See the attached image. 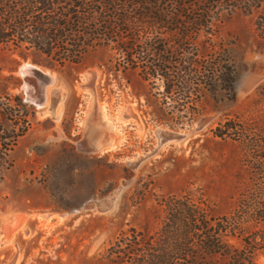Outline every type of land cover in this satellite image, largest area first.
<instances>
[{"label": "rangeland", "instance_id": "1", "mask_svg": "<svg viewBox=\"0 0 264 264\" xmlns=\"http://www.w3.org/2000/svg\"><path fill=\"white\" fill-rule=\"evenodd\" d=\"M147 12L167 18L180 9L166 0ZM210 15L207 27L189 36L155 24L156 36L139 37L172 47L173 38H184L199 56L214 52L231 64V88L216 82L200 89L194 105L193 94L178 101L192 112L178 125L156 120L160 110L168 118L179 113L162 104L161 81H144L139 68L116 70L108 61L114 50L96 48L78 63L49 67L0 45V95H18L33 110L28 130L8 151L10 165L0 168V264H124L123 253L110 248L131 230L154 233L165 214L162 199L188 194L215 216L237 207L248 184L243 144L264 140V29L257 24L264 23V7ZM25 61L53 75L47 95L61 94L57 109L28 99L18 71ZM227 118L239 135L214 136ZM106 137L117 144L92 150ZM258 228L264 231V222ZM228 242L242 247L239 238ZM205 260L227 264L220 254ZM252 261L264 264V249Z\"/></svg>", "mask_w": 264, "mask_h": 264}, {"label": "trees", "instance_id": "2", "mask_svg": "<svg viewBox=\"0 0 264 264\" xmlns=\"http://www.w3.org/2000/svg\"><path fill=\"white\" fill-rule=\"evenodd\" d=\"M162 1L166 0H0V45L49 67L78 63L96 48L114 50L108 61H115L116 70L139 68L144 81H161L162 104L168 103L179 113L168 118L160 110L156 120L182 124L192 112L179 107L178 101L193 94L194 105L200 89L216 82L231 88V64L214 52L208 59L199 56L193 46H185L184 38H173L176 46L172 47L159 38L139 37L156 36L158 32L151 28L155 24L181 28V36H189L192 29L207 27L210 12L233 8L251 12L264 7V0H171L179 13L167 18L148 14ZM257 24L264 29V23ZM29 114L33 110L20 96L0 95L1 169L10 165L8 151L28 130ZM239 130L227 118L213 134L234 139ZM243 145L248 150L244 158L248 184L231 213L209 214L202 201L188 194L168 196L161 200L165 214L154 233L131 230L130 238L123 233L110 253L122 252L124 264H205V256L211 254L226 257L227 264H254L252 255L264 249V231L258 228L264 222V140L248 138ZM229 237L239 238L242 247L232 248Z\"/></svg>", "mask_w": 264, "mask_h": 264}, {"label": "water", "instance_id": "3", "mask_svg": "<svg viewBox=\"0 0 264 264\" xmlns=\"http://www.w3.org/2000/svg\"><path fill=\"white\" fill-rule=\"evenodd\" d=\"M28 62V61H25ZM18 69L22 72L23 82L29 86L31 93L29 100L37 107H43L49 103L51 109H55L61 99V94L57 93L55 97H48L47 88L54 83V77L48 71L41 69L34 62H28V65H19ZM94 145L92 150H94Z\"/></svg>", "mask_w": 264, "mask_h": 264}, {"label": "bare ground", "instance_id": "4", "mask_svg": "<svg viewBox=\"0 0 264 264\" xmlns=\"http://www.w3.org/2000/svg\"><path fill=\"white\" fill-rule=\"evenodd\" d=\"M23 66L28 65V62H23L22 63ZM20 74H22V72L20 70H18ZM99 135V134H98ZM115 144H117V141H114L112 139V137H106L102 140V142H98L97 145H95L94 150H107L109 148H111L112 146H115Z\"/></svg>", "mask_w": 264, "mask_h": 264}, {"label": "crops", "instance_id": "5", "mask_svg": "<svg viewBox=\"0 0 264 264\" xmlns=\"http://www.w3.org/2000/svg\"><path fill=\"white\" fill-rule=\"evenodd\" d=\"M58 105V104H57ZM57 105L55 106V109H57Z\"/></svg>", "mask_w": 264, "mask_h": 264}]
</instances>
